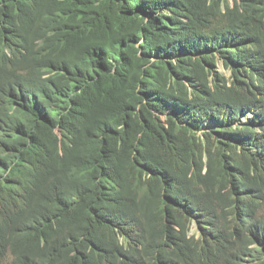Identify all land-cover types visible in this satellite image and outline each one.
Returning a JSON list of instances; mask_svg holds the SVG:
<instances>
[{
	"label": "trees",
	"instance_id": "trees-1",
	"mask_svg": "<svg viewBox=\"0 0 264 264\" xmlns=\"http://www.w3.org/2000/svg\"><path fill=\"white\" fill-rule=\"evenodd\" d=\"M262 199L264 0H0V264H238Z\"/></svg>",
	"mask_w": 264,
	"mask_h": 264
},
{
	"label": "clouds",
	"instance_id": "clouds-1",
	"mask_svg": "<svg viewBox=\"0 0 264 264\" xmlns=\"http://www.w3.org/2000/svg\"><path fill=\"white\" fill-rule=\"evenodd\" d=\"M221 68H222V66L219 65L220 70H222V71L225 70V69H223V68L221 69ZM224 73L227 74L228 72L227 73L224 72ZM207 169H208L207 166L204 165L202 170H200V172L205 175L207 173L206 172ZM235 174H237V173H235ZM212 179H214L218 185H221L222 181L224 180L222 177H218V178L212 177ZM224 182L226 183L227 188H230L229 181L224 180ZM200 192L203 193L204 195H206L207 191H204L203 187H200ZM212 192H216V191L212 190ZM260 206H261V209L259 211V214H257V213L256 214H257V217L259 219L263 220L264 219L263 218L264 217V214H263L264 213V199L261 200ZM260 215H262L263 217ZM192 225H194L196 227V225L194 223ZM192 232L193 231L190 230V233H192ZM195 237H197V234H195ZM263 248H264V235L254 237L248 245V253L246 254L245 257H243V260L240 261L238 264H264V250H263Z\"/></svg>",
	"mask_w": 264,
	"mask_h": 264
},
{
	"label": "bare ground",
	"instance_id": "bare-ground-1",
	"mask_svg": "<svg viewBox=\"0 0 264 264\" xmlns=\"http://www.w3.org/2000/svg\"><path fill=\"white\" fill-rule=\"evenodd\" d=\"M203 125H206V123H203ZM240 170V169H239ZM240 172V171H239ZM242 174V171L240 172V175ZM242 202V201H241ZM239 225V224H238Z\"/></svg>",
	"mask_w": 264,
	"mask_h": 264
},
{
	"label": "rangeland",
	"instance_id": "rangeland-1",
	"mask_svg": "<svg viewBox=\"0 0 264 264\" xmlns=\"http://www.w3.org/2000/svg\"><path fill=\"white\" fill-rule=\"evenodd\" d=\"M222 69V68H221ZM224 72H226L227 73V71L226 70H223ZM264 214V213H263Z\"/></svg>",
	"mask_w": 264,
	"mask_h": 264
}]
</instances>
